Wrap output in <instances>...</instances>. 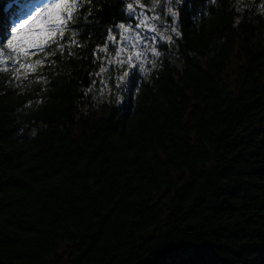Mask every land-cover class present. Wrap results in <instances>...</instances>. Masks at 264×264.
I'll return each mask as SVG.
<instances>
[{
	"label": "trees",
	"instance_id": "1",
	"mask_svg": "<svg viewBox=\"0 0 264 264\" xmlns=\"http://www.w3.org/2000/svg\"><path fill=\"white\" fill-rule=\"evenodd\" d=\"M262 3L183 0L182 38L120 104L89 92L119 0H95L83 47L0 71V264H264Z\"/></svg>",
	"mask_w": 264,
	"mask_h": 264
},
{
	"label": "snow or ice",
	"instance_id": "2",
	"mask_svg": "<svg viewBox=\"0 0 264 264\" xmlns=\"http://www.w3.org/2000/svg\"><path fill=\"white\" fill-rule=\"evenodd\" d=\"M94 2L95 0H13L9 4V16L4 27L7 34L0 40V71H11V80L22 83L30 78V73L43 66L47 59L55 57L57 52L63 55L66 46L69 49L73 46L83 47L77 43L78 38L87 26L100 23L92 16ZM119 2L124 5L121 9L124 19L121 22L113 21L105 28L106 36L91 53L93 62L99 63L100 67L98 72L90 74L96 79L92 80L89 87V92L97 84L100 85V91L107 88L109 99L114 104L122 103L125 94L138 95L143 80L153 70L163 67V60L169 52L160 49L165 44L172 45L178 38H182L177 21L183 0H154L151 9H146L142 0ZM215 2L216 0H211V3ZM85 8L88 9L86 13ZM260 8L264 11V3ZM245 9L251 10L249 6H245ZM245 9L238 7L237 11ZM157 10L159 15L146 18L148 11ZM96 11H102V8ZM145 28L153 35L146 37L138 31ZM39 53H45L46 56L33 60L32 57ZM100 53H104L103 59ZM73 54L68 52L69 56ZM113 71L116 73L114 84ZM39 79L46 82L44 77Z\"/></svg>",
	"mask_w": 264,
	"mask_h": 264
},
{
	"label": "rangeland",
	"instance_id": "3",
	"mask_svg": "<svg viewBox=\"0 0 264 264\" xmlns=\"http://www.w3.org/2000/svg\"><path fill=\"white\" fill-rule=\"evenodd\" d=\"M139 31H140V30H139ZM142 35H144V36H146V37H150V36L153 35V34L147 32V29H146V30H145V34H142ZM125 43H129V42L125 41Z\"/></svg>",
	"mask_w": 264,
	"mask_h": 264
},
{
	"label": "bare ground",
	"instance_id": "4",
	"mask_svg": "<svg viewBox=\"0 0 264 264\" xmlns=\"http://www.w3.org/2000/svg\"><path fill=\"white\" fill-rule=\"evenodd\" d=\"M13 1H11V2H7L5 5H4V8L7 10V12H8V8H9V4L10 3H12ZM5 3V2H4ZM9 13V12H8Z\"/></svg>",
	"mask_w": 264,
	"mask_h": 264
}]
</instances>
